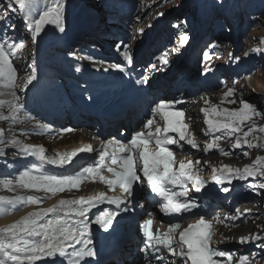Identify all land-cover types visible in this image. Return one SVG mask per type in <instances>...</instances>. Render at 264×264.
<instances>
[{
    "label": "snow or ice",
    "instance_id": "6c2138e0",
    "mask_svg": "<svg viewBox=\"0 0 264 264\" xmlns=\"http://www.w3.org/2000/svg\"><path fill=\"white\" fill-rule=\"evenodd\" d=\"M18 5L19 10L25 14L26 27L31 34L33 43L44 32L46 26L54 25L59 33L66 31L63 24L62 8L63 4L57 0L55 7H43L41 9L38 0H7L6 10L14 11ZM160 15H163L161 13ZM186 24L187 21H181ZM179 27V25H175ZM15 25L4 23L0 29V81L6 80L8 83L2 84L3 87L14 86V80L17 70L13 67L9 52L15 55V52L25 47L23 40H16L14 37ZM143 33V30H140ZM10 41V42H9ZM189 41V35L184 33L181 35V46H184ZM121 46L117 47V51L122 56L123 62L111 65L118 69L121 73L125 71V63L129 68L134 63L133 54L129 51V45L121 42ZM8 49L9 51H6ZM72 56L73 53H69ZM167 53L158 57L160 65H167ZM231 55V54H230ZM247 55V53H245ZM205 59H210L208 54H205ZM234 62H239V57H232ZM151 69L159 71L155 63L148 65L145 72ZM77 72L80 68L75 69ZM211 69H205L202 74H207ZM37 80L36 71L28 77L24 89L27 90L29 85H32ZM137 83L143 85L149 84V79L146 76H141ZM12 100H0V108L7 103L10 109L8 116L0 115V120L12 119L15 120L17 114L25 105L19 101L16 93H10ZM233 91L229 89L226 97H232ZM230 103H236V100H230ZM182 101L172 100H157L153 102L151 112L159 114L164 121L165 127L163 130L157 127L155 135L149 132L145 135L142 131H135L126 141L113 138L106 143L104 150L100 153V161L93 166H88L82 169L81 173L69 176H57L46 173L39 164H31L25 167L15 178V183L25 189L52 192L71 191L73 188L79 187L85 178L95 179L96 177L102 183L108 186L110 191L119 189L120 197H107L101 193L95 200L84 199L83 197L77 200H61L58 206L44 209L39 213H32L30 218H26L21 224L12 225L8 229L0 230V233L9 236L8 240H0V264H34L41 259H51L55 262L60 260L61 264H100V256L92 239L91 229L89 224H96L100 230L108 232L113 227V221L121 214L120 206L124 205L123 211H129V205L135 201L139 203V198L145 195H151L156 201V206L164 215L172 216L173 219L183 213H193L197 216L196 222L189 224L187 228L179 232V239L175 243V233L180 229V222H169V228L166 233L161 235H153L151 231V220L146 221L142 226L145 234V246L141 249L142 252L149 254L150 259L162 261L163 253L166 250L169 258L173 259L172 264H231L233 254L216 249L211 246L214 233L211 231L212 221L217 219L214 216L202 215L195 210L201 205L198 200L189 197V192L205 193L207 182L202 179L200 172L195 168V165L200 163L199 160L180 161L176 167L175 151L169 147L171 145L182 149L181 141L196 149L198 145L194 139L189 138L186 133L188 125L184 123V110L176 109L174 106ZM207 103V101H205ZM239 110L229 111L223 109V121H213L206 119L208 131L205 135H212V141L206 144L205 151L217 149L222 155H229L225 149L221 148L217 141L222 139V136H215V133H223L226 136L236 135L242 131L241 125L245 121L252 120L253 116H261L262 113L257 110L255 105L246 101L240 102ZM215 115H220L215 107L211 109ZM208 111L205 110V116H208ZM154 121L152 118L146 120L142 125L143 128H150ZM42 129H46V125H40ZM67 131H71L68 129ZM264 133V127L252 125L247 131H243V137L237 135L235 148H241L242 144L247 148H255L247 138L254 133ZM175 134V135H170ZM178 137V138H177ZM255 138V137H254ZM4 142V141H0ZM14 147L19 149V152L24 156H32L37 158L40 163H48L54 166H64L71 163L74 157L78 155L73 152L70 155H61L58 159L48 158L45 156L44 147H35L29 144H21L19 140L10 142ZM154 143L155 151L150 150L149 145ZM109 148H111L110 165L104 163L106 157H109ZM81 152H91V147L81 149ZM121 155L117 157L116 153ZM15 154V153H13ZM183 154V153H182ZM6 153L0 151V157ZM247 156L248 152L245 151ZM137 160L142 162V167H137ZM259 161V158H258ZM113 165L115 167H113ZM111 173L112 178H108L101 174V169H105ZM216 169H213V173ZM257 176L264 177V169H258L255 166L246 167L243 171L240 169H232L224 166L220 170V175H213L212 179L216 185L221 186L219 190L223 193H229L231 189L224 187V184L231 185L233 180H247L252 177L254 180ZM13 184L12 179H5L4 187L11 190ZM190 186V187H189ZM249 188L255 190V183L249 184ZM260 189H264V182L258 184ZM178 189V190H177ZM107 199L110 203L116 205V211L100 213L89 221V213L95 206L98 200ZM20 203L37 204L39 201L35 197H20ZM4 198L0 197V203H4ZM11 203V201H9ZM72 205L77 207L73 208ZM58 208H62L64 215L56 220H49L47 223H39L44 216L49 213L56 212ZM151 215V213H149ZM72 216L76 219L70 221L67 217ZM217 222H219L217 220ZM30 237H39V239H29ZM254 240H262L259 235L253 237ZM248 238L242 237L240 243H247ZM257 247L264 248V244H258ZM258 255L264 257V253ZM218 257L223 259H217ZM255 260V256H253ZM249 255H241L238 264H248Z\"/></svg>",
    "mask_w": 264,
    "mask_h": 264
},
{
    "label": "bare ground",
    "instance_id": "6f19581e",
    "mask_svg": "<svg viewBox=\"0 0 264 264\" xmlns=\"http://www.w3.org/2000/svg\"><path fill=\"white\" fill-rule=\"evenodd\" d=\"M251 37V36H250ZM181 65L185 66L186 63L183 61L181 62ZM222 71H225L226 69H221ZM165 83H169V80H164ZM228 82V81H227ZM226 82V83H227ZM257 82H264V78L263 79H259V78H253L252 82L249 84V86L253 85V86H256V83ZM242 92L243 93H247L249 92V90L247 88H243L242 89ZM221 92H218V91H215V95H218L220 96ZM254 98V97H253ZM256 99H259L260 98V101H264V86H261L258 84L257 86V94L255 96ZM257 101V100H256ZM261 103V102H260ZM67 122L64 121V122H61L58 126V130L61 128V127H66L67 126ZM60 134V135H59ZM58 135L56 136H53L51 138H47V139H40V138H32L33 142H35L36 144H38L39 146H42L44 147V149L46 151H49V150H54V148H57L58 150H63V151H69L71 150V148L75 145V142H76V138H77V135H80L81 137L83 138H86V139H90L91 138V134L90 131H88V129H81V130H78V129H74V130H71V131H67L66 129L63 130L62 132L60 131ZM234 160H236V158H234ZM83 188L85 189H90V188H94V186H91L89 184H83ZM75 194H80V193H75ZM88 193L85 192V193H82L81 195H84L86 196ZM56 202V199H53L49 202V204H53ZM251 215L253 214V212L250 213ZM243 219L240 218V219H236L234 221V223H237L238 221H242ZM5 221H0V225L2 223H4ZM262 226L264 227V216L262 217ZM237 229V227H235ZM226 235H228L229 233H225ZM232 244V243H230ZM263 244V243H262ZM259 259V258H258ZM257 260H253V262L255 263ZM264 262V260H259V263H262Z\"/></svg>",
    "mask_w": 264,
    "mask_h": 264
},
{
    "label": "rangeland",
    "instance_id": "374dc122",
    "mask_svg": "<svg viewBox=\"0 0 264 264\" xmlns=\"http://www.w3.org/2000/svg\"><path fill=\"white\" fill-rule=\"evenodd\" d=\"M262 17L264 18V14L262 15ZM262 71V74H260V72H259V70L255 73V78H259V79H263L264 78V68L261 70ZM258 84L259 85H261V86H264V82H257L256 83V86H253V85H251V86H247V85H243V88H247L248 90H249V92H250V94L248 95V96H245V97H254L255 98V96H256V94H257V86H258ZM244 97V98H245ZM258 101H260V98L259 99H257ZM260 102H262L261 104H263L264 103V101L262 100V101H260ZM60 135V134H59ZM34 140V139H33ZM233 225H234V230L235 231H239V230H241V228L243 227V220L242 221H238L237 223H233ZM235 227H237V229L235 228ZM252 230H250V229H245L244 231H242L243 233H245V232H251ZM230 234V233H229ZM239 235H237V236H235V238H234V240L238 237ZM259 260H264V259H260L259 258Z\"/></svg>",
    "mask_w": 264,
    "mask_h": 264
}]
</instances>
